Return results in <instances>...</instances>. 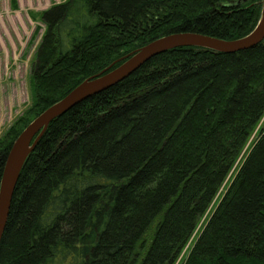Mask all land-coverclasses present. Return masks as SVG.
I'll use <instances>...</instances> for the list:
<instances>
[{
	"label": "trees",
	"instance_id": "obj_1",
	"mask_svg": "<svg viewBox=\"0 0 264 264\" xmlns=\"http://www.w3.org/2000/svg\"><path fill=\"white\" fill-rule=\"evenodd\" d=\"M238 1L41 13L31 105L0 138V183L21 132L115 61L172 34L248 35L262 0ZM0 264H264V41L171 50L55 119L17 183Z\"/></svg>",
	"mask_w": 264,
	"mask_h": 264
},
{
	"label": "water",
	"instance_id": "obj_2",
	"mask_svg": "<svg viewBox=\"0 0 264 264\" xmlns=\"http://www.w3.org/2000/svg\"><path fill=\"white\" fill-rule=\"evenodd\" d=\"M245 1L240 0L237 3ZM261 5L259 21L245 37L237 40H223L198 33H178L159 38L115 61L100 73L87 78L67 96L36 117L16 138L4 165L0 183V244L7 225L13 195L24 165L55 119L63 116L88 98L124 81L153 57L171 50L192 47L233 54L256 47L264 41V0Z\"/></svg>",
	"mask_w": 264,
	"mask_h": 264
},
{
	"label": "rangeland",
	"instance_id": "obj_3",
	"mask_svg": "<svg viewBox=\"0 0 264 264\" xmlns=\"http://www.w3.org/2000/svg\"><path fill=\"white\" fill-rule=\"evenodd\" d=\"M65 1L0 0V138L31 105L30 76L46 30L40 14Z\"/></svg>",
	"mask_w": 264,
	"mask_h": 264
}]
</instances>
